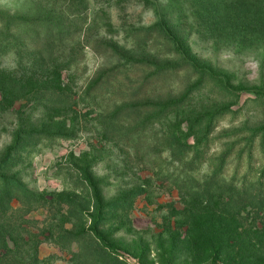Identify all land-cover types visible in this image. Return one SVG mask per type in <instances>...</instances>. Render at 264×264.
<instances>
[{
	"label": "rangeland",
	"instance_id": "obj_1",
	"mask_svg": "<svg viewBox=\"0 0 264 264\" xmlns=\"http://www.w3.org/2000/svg\"><path fill=\"white\" fill-rule=\"evenodd\" d=\"M0 11L34 21L13 26L10 34L0 30V87L8 79L17 94L8 108L0 105V159L17 128L27 133L21 138L26 147L7 174L16 175L29 192L12 190L0 198V211L6 208L20 237L21 244L9 246L35 255L27 264H226L222 258L209 260L212 248L198 228V244L187 231L189 221L196 219L198 226L208 209L216 211L217 201L189 199L175 180L178 163L161 137L165 131H188L194 119L192 131L202 132L207 120L197 121L200 114L233 109L211 124L206 159L193 173L200 178L244 133L243 126L264 127V10L244 0H0ZM164 20L187 57L204 68L205 80L191 90L188 105L159 120L147 117L140 131L132 132L154 109L147 105L110 118L116 105L177 98L198 74L189 65L160 74L154 65L135 63L88 88L113 61L98 43L159 64L182 60L152 29ZM47 31H54L48 39ZM69 61L72 66L61 70L69 88L49 91ZM260 136L252 148V174L264 164ZM192 141V135L186 138ZM234 154L228 155L226 178ZM82 168L99 180L104 202L126 196L123 206L105 214L100 235L92 230L94 201ZM221 183L216 194H223ZM65 190L71 194L61 197L69 199L56 195ZM25 197L29 201L20 200ZM245 216L250 223L259 219L255 212Z\"/></svg>",
	"mask_w": 264,
	"mask_h": 264
},
{
	"label": "trees",
	"instance_id": "obj_2",
	"mask_svg": "<svg viewBox=\"0 0 264 264\" xmlns=\"http://www.w3.org/2000/svg\"><path fill=\"white\" fill-rule=\"evenodd\" d=\"M244 2L257 7L260 10H264V0H244ZM73 12L74 11H72V13ZM28 22L31 23L34 21L23 18L17 19L14 15L5 14L0 11V30L3 33L6 32L10 34L12 33L11 30L13 26L24 25ZM53 29L55 28H52V30ZM152 29H156L160 32L161 36H165L166 39L173 44L170 50L178 54L179 57H183V59H175L159 64L150 59L129 57L119 49L114 48L111 44L109 45L104 42L98 43L99 45L103 44L105 53L108 52L113 61L110 63L111 67L101 72L92 83L90 82L88 84L87 87L91 88V85L93 84H101L104 80L114 76L112 73L115 72V70H124L125 72L127 69L135 65V63L154 65L153 70L160 74L178 71L180 68H183L184 65H189L194 69L198 76L196 82L185 88L183 93L177 98L158 97L153 101L146 100L145 103L134 101L133 99H127L116 105L114 111L111 113L112 115L109 116L110 118L116 116L117 113L141 111V109H144L143 106L147 105H149L148 108L154 109L152 113L143 117L130 128V131L132 132L140 131L139 125L142 126V124H145L148 120L147 117L159 120L167 115L171 109L174 110L188 105L190 103L189 97L192 93L191 90L200 87L205 80L204 75L206 71L204 68L196 65V63L191 58L187 57L185 52L181 49L177 34L173 33L171 30L170 21H161V25H154L152 26ZM53 33L54 31H52L51 35ZM51 35H49V32L47 31L45 37L48 39ZM72 62L73 61L65 62L61 65L60 72H58L56 79H54L53 82H50L47 86L49 91L54 90L63 93L69 88L63 83L61 70L65 68L68 69L69 66H72ZM133 86L134 85L131 84L124 90H128ZM0 90V105L4 108H8L17 98V94H14L10 80L7 79V82H3ZM258 93L261 94L260 92ZM232 110L233 109H230V107H220L213 112L200 114L196 119L197 121H201L204 118L207 120V127L203 129L202 132L192 131V126L196 124L195 119L191 122V127L189 126L187 128L188 131H182L180 128L179 132L165 131L164 136L161 137L163 142L162 147L167 149L170 155H174L175 160L178 163L177 168L179 167L175 173V180L178 182L179 187L183 188L185 193L190 195L189 199H198L201 197L202 199L205 198L204 200L207 202L217 201L218 204L216 211L208 209L202 215V220H199L198 226H196V219L189 221L187 231L189 234L192 232V242L195 244L199 243L198 239L195 237L196 231L194 230L198 228L200 230L199 235L202 241L206 242V244L212 248L209 255L210 261L222 258L226 264H264V221H260L262 219L264 220V164L259 170L252 174L254 165L251 160L254 140L258 135H261L259 143L261 150L264 153V127L253 129L251 127L243 126L241 130H243L244 133L239 137L236 136V139H233V141L231 140L228 149L220 157L215 167H209L205 175L200 178L193 174L206 159V150L208 149L210 140L209 133L215 117ZM181 133H185L184 136ZM25 134L27 133L17 128L15 132H13V142L7 146L0 159V198L3 193L6 196V194L12 192V190H15L22 196H26V192H29L26 188V184L16 175L7 174L11 165L15 164L20 159V154L17 155V152L26 147L24 145V140L21 141L22 136ZM53 134L64 133L57 132ZM190 135L193 136V141L188 143L186 142V138ZM233 151L235 153L233 157L234 167L231 174L226 178L224 169L228 163V155ZM242 167L244 169L243 171H240ZM81 172L83 178L91 188L94 201V213L91 215L94 218L92 230H94L97 235H100L98 229L99 223L102 220H105L106 213H112L119 207L123 206L124 202H126V196H119L104 202L99 186V180L94 179L92 173L87 168H82ZM217 182H223L221 185L225 184L223 186L225 189L220 190V192H223L222 195L220 193L216 194L219 191V189L215 188ZM63 194L68 195L71 193L68 192V190L56 193L59 197ZM3 198L4 196L2 197V200ZM61 198L69 199L65 196ZM20 200L29 201L26 197L25 199L21 198ZM232 200H234V206L230 208ZM253 212H255V216L259 215V219H255L253 223H250L245 219V215L250 214L253 218ZM108 216L109 215H107V217ZM0 218L2 219L0 221V264H27V257L28 259L35 258V255L31 256L28 251L20 253L13 249L14 246L21 244L18 243L20 237L17 236L12 223L7 220L6 208L0 211ZM258 222H261V226L258 225ZM21 240L23 241L22 237ZM10 243L13 245V248L9 246Z\"/></svg>",
	"mask_w": 264,
	"mask_h": 264
},
{
	"label": "built area",
	"instance_id": "obj_3",
	"mask_svg": "<svg viewBox=\"0 0 264 264\" xmlns=\"http://www.w3.org/2000/svg\"><path fill=\"white\" fill-rule=\"evenodd\" d=\"M212 264H223V263H221V262H219V261H216V262H214V263H212Z\"/></svg>",
	"mask_w": 264,
	"mask_h": 264
}]
</instances>
